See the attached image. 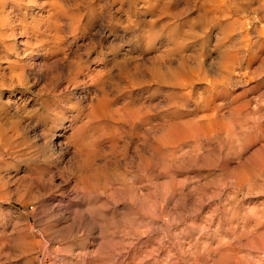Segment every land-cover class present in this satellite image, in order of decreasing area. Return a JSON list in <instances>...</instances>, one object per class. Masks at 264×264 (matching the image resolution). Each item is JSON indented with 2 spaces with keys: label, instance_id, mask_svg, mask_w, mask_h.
I'll return each mask as SVG.
<instances>
[{
  "label": "clouds",
  "instance_id": "9594fccd",
  "mask_svg": "<svg viewBox=\"0 0 264 264\" xmlns=\"http://www.w3.org/2000/svg\"><path fill=\"white\" fill-rule=\"evenodd\" d=\"M13 201L0 264H264V0H0Z\"/></svg>",
  "mask_w": 264,
  "mask_h": 264
},
{
  "label": "rangeland",
  "instance_id": "374dc122",
  "mask_svg": "<svg viewBox=\"0 0 264 264\" xmlns=\"http://www.w3.org/2000/svg\"><path fill=\"white\" fill-rule=\"evenodd\" d=\"M119 38H120L119 32H117L116 35L109 37V39H116V40H118ZM8 95H10V92L7 89H4L3 96L6 98ZM19 95H20L19 92H17V96ZM206 115H207V120H206L205 128L207 131L211 132L216 128V120H215V117L211 113H208ZM53 132L55 133L57 140L63 135V129H53ZM21 208H22V205L15 203V201H13L12 203L0 202V209H3L5 211L9 209H21ZM27 211L32 212V209L29 208L27 209ZM36 213L37 214L39 213L38 208L36 209ZM25 220L33 226H37L39 223L38 219H35L32 216H24L21 222ZM37 240H39V237H37ZM145 240H147V237L145 238ZM16 264H23V261H17ZM147 264H152V262L148 261Z\"/></svg>",
  "mask_w": 264,
  "mask_h": 264
}]
</instances>
